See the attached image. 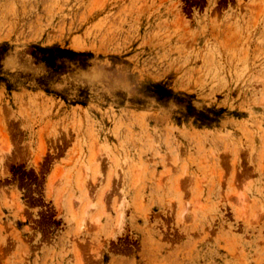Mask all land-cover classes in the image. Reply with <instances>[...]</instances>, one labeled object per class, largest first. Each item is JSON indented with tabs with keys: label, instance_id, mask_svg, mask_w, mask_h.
<instances>
[{
	"label": "rangeland",
	"instance_id": "374dc122",
	"mask_svg": "<svg viewBox=\"0 0 264 264\" xmlns=\"http://www.w3.org/2000/svg\"><path fill=\"white\" fill-rule=\"evenodd\" d=\"M0 264H264V0H0Z\"/></svg>",
	"mask_w": 264,
	"mask_h": 264
}]
</instances>
